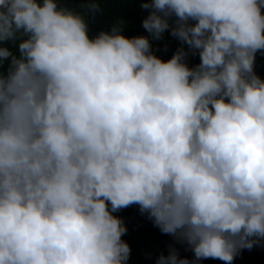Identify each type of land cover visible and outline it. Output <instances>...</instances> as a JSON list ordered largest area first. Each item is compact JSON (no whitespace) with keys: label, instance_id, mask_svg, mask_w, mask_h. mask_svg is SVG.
Returning <instances> with one entry per match:
<instances>
[{"label":"clouds","instance_id":"obj_1","mask_svg":"<svg viewBox=\"0 0 264 264\" xmlns=\"http://www.w3.org/2000/svg\"><path fill=\"white\" fill-rule=\"evenodd\" d=\"M141 7L129 38L123 20L90 36L65 0H0V264H128L132 205L194 255L155 264L264 242V0Z\"/></svg>","mask_w":264,"mask_h":264},{"label":"trees","instance_id":"obj_2","mask_svg":"<svg viewBox=\"0 0 264 264\" xmlns=\"http://www.w3.org/2000/svg\"><path fill=\"white\" fill-rule=\"evenodd\" d=\"M100 11L95 13L94 18L84 12L82 5H86L88 0H65L66 6L77 10L85 15L89 26V35L95 36L100 31H109L111 25L119 20L124 21L123 35L126 37L148 36L142 27V21L147 17L148 11L142 9L141 5L147 0H98ZM151 40V38L149 37ZM153 52L164 61L169 60L174 52L181 46L180 42L172 37L169 32L164 33L160 41H151ZM187 51V46L185 45ZM261 53V52H260ZM264 55V53H261ZM189 67L198 64L199 56L189 54L187 61ZM260 78L264 79V60L259 59ZM138 206V205H137ZM123 219L128 231L122 237L131 248V255L128 264H155L156 258L161 254L167 255L169 246L174 245L180 253L181 258L194 259L190 250L186 246L180 245L174 239L153 226L146 215L134 213L127 208L114 213ZM264 245V242H262ZM197 264H224L219 260H201ZM233 264H264V250L254 246L251 250H243L233 261Z\"/></svg>","mask_w":264,"mask_h":264},{"label":"water","instance_id":"obj_3","mask_svg":"<svg viewBox=\"0 0 264 264\" xmlns=\"http://www.w3.org/2000/svg\"><path fill=\"white\" fill-rule=\"evenodd\" d=\"M259 59L264 60V55H262L260 52H258L256 54L255 64H254V71H255L256 75H258L260 77ZM127 209L131 212H134V213H140L139 206H137V205L129 206ZM258 247L264 250L263 244L261 246H258Z\"/></svg>","mask_w":264,"mask_h":264}]
</instances>
